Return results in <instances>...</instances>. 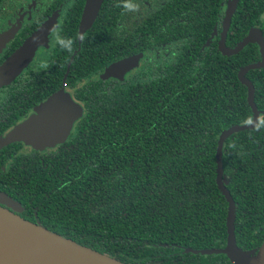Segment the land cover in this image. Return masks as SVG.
Returning a JSON list of instances; mask_svg holds the SVG:
<instances>
[{
    "label": "trees",
    "instance_id": "trees-1",
    "mask_svg": "<svg viewBox=\"0 0 264 264\" xmlns=\"http://www.w3.org/2000/svg\"><path fill=\"white\" fill-rule=\"evenodd\" d=\"M27 1L0 0V17ZM54 1L71 12L54 50L30 68L36 79L31 74L0 94V134L26 106L61 88L71 59L67 86L86 113L61 157L49 160L43 177L26 182L32 192L12 194L34 207L49 230L127 264H232L209 253L225 248L228 236V202L217 185L218 138L252 121L239 71L262 56L258 44L234 56L209 48L231 0H105L78 52L86 0ZM254 30L264 37V0H240L227 46ZM158 49L159 71L145 65L124 81L99 77L115 62ZM247 78L264 111V69ZM223 163L236 203L237 244L256 250L264 242V125L232 135Z\"/></svg>",
    "mask_w": 264,
    "mask_h": 264
},
{
    "label": "water",
    "instance_id": "water-1",
    "mask_svg": "<svg viewBox=\"0 0 264 264\" xmlns=\"http://www.w3.org/2000/svg\"><path fill=\"white\" fill-rule=\"evenodd\" d=\"M105 0H86L79 25L81 34L90 30L98 19ZM240 0H231L226 9L219 50L226 56L240 53L249 44H258L262 56L259 63L250 64L239 71V80L248 88V103L253 111L250 123L237 124L224 130L218 138L216 154L217 185L228 202L227 243L225 248L214 249L209 253L223 254L232 264H264V242L251 251L242 250L236 240V203L224 183L223 153L226 141L241 131L252 130L259 126L264 111L255 102V86L246 75L253 70L264 68V37L260 30L250 31L247 37L234 49L226 45L227 33ZM56 18L29 37L10 57L0 65V89L10 85L32 63L37 50L47 45L48 37ZM16 30L0 35V51L14 38ZM139 56L115 62L105 68L100 75L102 80L124 81L126 75L139 68ZM83 117V107L76 103L65 90L50 97L31 117L8 132L0 139V147L16 141H23L34 148L55 147L65 141L73 125ZM0 204L13 211H20V205L10 196L0 192ZM9 209L0 206V264H127L107 254L83 246L71 239L55 233L41 223H33ZM208 253V252H207Z\"/></svg>",
    "mask_w": 264,
    "mask_h": 264
},
{
    "label": "flooded vegetation",
    "instance_id": "flooded-vegetation-1",
    "mask_svg": "<svg viewBox=\"0 0 264 264\" xmlns=\"http://www.w3.org/2000/svg\"><path fill=\"white\" fill-rule=\"evenodd\" d=\"M69 9L70 8L64 2L58 5L57 2L54 0H40V4L38 5V0H28L27 3L23 7H20L19 9H11L4 11L5 15L0 17V35L9 32L12 29L16 30V34L14 38L11 39L6 44V46L0 51V65L13 53H15V51L29 37H31L34 33L38 32L45 23L53 20L54 18H56V20L54 22L53 29L49 34L47 45H43L37 50L35 58L32 61V63L10 85L1 88L0 94L7 87L17 83L18 80L30 79L31 74H33L36 79L37 73H33L34 71L31 73L30 68L34 67L35 65H38L41 62V60H43L46 56L50 54L52 50H54V44L60 36L61 24L67 17V14L71 12V10ZM224 13L225 14L223 17L222 26L220 28L219 35L212 40V43H209V41H207L209 48L211 50H214L215 46H217V51L219 53H221V51L219 50V42L221 38L223 22L226 15V8ZM87 32L85 33L84 38ZM78 33H79V29H78ZM228 33H227V39H228ZM249 33L250 31L248 32V34ZM21 36H23L24 39L18 46H16L15 42L18 43V39ZM78 38H79V34H78ZM84 38L81 43L79 42L78 39L79 48L77 52L81 50V44L83 43ZM245 38H243L234 48H236ZM227 39H226V45H227ZM234 48H230V49H234ZM77 52H74V55H76ZM160 53L161 51L160 49H158L156 51H151L148 54L145 53L137 54L138 56L140 54L143 55V57L140 59V66L139 68L127 74L126 79L131 77L133 73H135L137 70H140L145 65L152 66L154 71H159L163 63L160 58ZM151 56H154L155 58L159 59V62L157 59L154 58V62L151 64L150 62ZM73 61L74 60L71 59L70 62L67 64L66 71L64 73V77L62 80L61 88L53 92L52 94L48 95L44 100L38 101L37 104L33 106H29V105L26 106V109L23 111V113H21L20 116L18 115L14 117L15 119L12 122L11 126L0 134V139H2L8 132L14 129L17 125L21 124L26 119H28L33 114H35L43 103H45L50 97H52L54 94L58 93L62 89L68 92L71 95L72 99L83 107V117L73 125V128L69 133L67 139L62 143L57 144L55 147L38 149V148H34L33 146L27 145L23 141H16L0 147V192L7 194L16 203H18L20 205V211H13V209L2 204H0V206L9 209L10 211H13L14 213L18 214L19 216L31 222L32 219H35L37 220V223H41L38 221V211L34 207L31 206L28 207L23 201H20L18 196L15 197L12 193L24 191L30 194L34 189V187L27 185L26 182L32 181L37 176L43 177V175L47 173L46 171L48 170L49 160L59 159L61 157L60 150L62 146L68 144L69 142H71L72 139L76 137L77 125L84 118L86 109H85V104L81 102L78 98H76L74 90L69 89L67 86V79L70 76ZM36 68L37 67H35V70ZM94 80H97L96 76L94 77ZM113 81H119V80L116 79L107 80V82H113ZM32 209L34 211H32Z\"/></svg>",
    "mask_w": 264,
    "mask_h": 264
},
{
    "label": "clouds",
    "instance_id": "clouds-1",
    "mask_svg": "<svg viewBox=\"0 0 264 264\" xmlns=\"http://www.w3.org/2000/svg\"><path fill=\"white\" fill-rule=\"evenodd\" d=\"M124 7H125L126 9H132L134 6H133L131 3L125 2ZM81 39H83V34H81ZM59 43H60L61 45H64V44H65V41L61 39V40L59 41ZM69 44H70V42H69ZM68 50L71 51V48L69 47ZM261 124L264 125V120L261 121Z\"/></svg>",
    "mask_w": 264,
    "mask_h": 264
},
{
    "label": "rangeland",
    "instance_id": "rangeland-1",
    "mask_svg": "<svg viewBox=\"0 0 264 264\" xmlns=\"http://www.w3.org/2000/svg\"><path fill=\"white\" fill-rule=\"evenodd\" d=\"M12 3H9L8 5H7V8H12Z\"/></svg>",
    "mask_w": 264,
    "mask_h": 264
}]
</instances>
